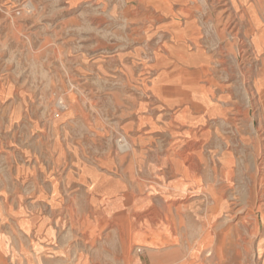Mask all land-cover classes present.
<instances>
[{"label":"rangeland","instance_id":"rangeland-1","mask_svg":"<svg viewBox=\"0 0 264 264\" xmlns=\"http://www.w3.org/2000/svg\"><path fill=\"white\" fill-rule=\"evenodd\" d=\"M152 2L0 0V191L14 188L19 168L36 167L42 183H57L54 199L59 196L61 203L52 212L54 199L42 200L39 231L25 230L16 216L5 214L0 219V264H116L107 250H99L111 230L103 224V214L87 213L81 205L84 199L70 197L65 185L72 188L71 177L83 170L114 176L109 155L117 147L125 152L130 144L147 141L134 133L151 130L148 117L161 127L162 118L182 109L192 116L214 111V82L184 86L170 81L171 74L186 65L184 59L213 69L229 65L219 75L230 79L218 75L235 102L228 116L240 117L242 110L250 115L245 131L242 120L233 127L208 116L203 124L213 138L216 130L223 133L214 145V163L226 165L228 153L235 161L230 177L219 174L214 181V206L226 208L219 223L234 224L239 253L214 264H264V48L258 51L253 39L243 35L248 24L232 12L237 23L199 22L204 25L198 45L202 52L186 54L184 50L194 51V46L173 36V31L185 29V19L180 23L169 12L159 21L152 19ZM227 2L214 0V14ZM246 18L249 22L247 13ZM64 142L87 146L77 152L70 148L56 164L55 143ZM90 182L94 186L95 181ZM198 199L205 208L203 194L186 192L187 203ZM25 201L33 210L34 199ZM141 225L149 227V220L143 218ZM133 229L128 244L134 261L129 264H152L154 255L155 264L180 263L161 259L166 246L157 245L152 232L134 237ZM19 237L26 241L25 257L17 248ZM73 245L87 246L83 260L82 248L74 251Z\"/></svg>","mask_w":264,"mask_h":264},{"label":"crops","instance_id":"crops-1","mask_svg":"<svg viewBox=\"0 0 264 264\" xmlns=\"http://www.w3.org/2000/svg\"><path fill=\"white\" fill-rule=\"evenodd\" d=\"M152 4L154 20L159 21L163 13L172 14L180 23L182 18L185 19V29L173 31V36L186 45L194 46V51L184 50L186 54L202 52L198 45L201 44L204 25L200 26L199 22L237 23L232 12L240 15L239 22L248 24L243 30V35L253 39L258 51L261 52L264 48V0H228L224 4V9L216 14L214 0H153ZM176 6L178 7L175 8ZM250 7L251 10L246 11L245 8ZM246 13L250 16L249 22ZM222 35L221 33L220 36ZM184 61L186 65L176 69L178 73H172L170 81L184 86L199 84L202 81L211 84L214 82V106L210 108L214 111L192 116L187 109H182L179 114L162 118L164 126L161 127L155 124L152 117H148L151 118L149 121L152 125L151 130L134 133L146 137L147 141L132 143L125 152L117 147L115 153L109 155L112 163L109 168L115 173L114 176L100 175L94 169L88 173L83 170L76 176L69 175L72 178V188L71 185L69 187L65 185L70 197L86 200L81 205L87 213L103 214V224L112 231L106 235V245H100L99 250H107L116 264H129L134 261L128 244L131 236L128 232H131L132 225L135 230L134 237L142 236L144 235L142 231L149 230L153 233L157 245L166 246L161 255L164 262L179 260V264H203L205 261L214 264L225 255L235 259L239 253L232 232L234 224L219 223V216L226 214V208L214 206V181L219 174L230 177L235 161L233 154L228 153L226 165L218 167L214 163L217 152L214 145H217L219 140L222 141L220 138L223 133L216 130L213 138L212 131L203 129V124L206 123L208 116H214L232 124L233 127L242 120L245 124L244 127L242 125V129L245 131L249 128L246 124H249L247 120L250 115L242 110L240 117L228 116L230 107L235 105V102L231 101L232 90L224 91L223 88L228 86L221 84L218 75L219 71L228 70L229 65L223 69L214 65L213 69L212 65L208 66L203 62H189L187 59ZM244 77L245 75L242 76ZM220 78L230 79L223 75ZM165 136H169L170 141H166ZM180 138L184 141H179ZM86 146L77 142L55 143L59 153L55 163H61L70 148L71 151L77 152L84 151ZM100 161L103 162V159ZM26 173L33 176L27 177ZM15 177L17 181L14 188L3 187L0 191L3 194V201L0 202V219L4 220L5 214L14 215L25 230L39 231L43 227L40 221L43 214L41 202L45 199L53 200L59 186L52 180L42 183L36 167L28 171L25 167L19 168V174ZM91 179L95 181L94 186L91 185ZM28 180H31L29 187ZM73 187L74 190L70 191ZM186 192L203 194L207 199L206 207L201 208V199L187 203ZM27 198L34 199L31 203L33 210L26 204ZM58 198L59 196L52 201V212L57 211L61 205ZM73 206L70 205L68 208ZM143 218L149 220V227H142ZM26 247V241L19 237L17 248L24 257L27 254ZM72 248L74 251L82 248L80 261L83 260L87 246L73 245ZM156 256H152V264L156 263ZM135 263L143 264L142 260L140 263L136 260Z\"/></svg>","mask_w":264,"mask_h":264},{"label":"bare ground","instance_id":"bare-ground-1","mask_svg":"<svg viewBox=\"0 0 264 264\" xmlns=\"http://www.w3.org/2000/svg\"><path fill=\"white\" fill-rule=\"evenodd\" d=\"M124 139V138H123ZM185 150V149H184Z\"/></svg>","mask_w":264,"mask_h":264}]
</instances>
